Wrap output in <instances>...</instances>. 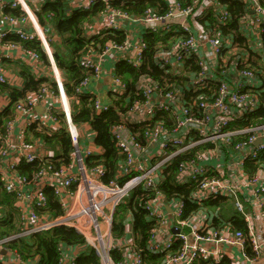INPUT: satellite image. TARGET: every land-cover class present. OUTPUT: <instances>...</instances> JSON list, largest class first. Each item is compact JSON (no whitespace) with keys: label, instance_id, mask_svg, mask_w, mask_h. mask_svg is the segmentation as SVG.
I'll return each mask as SVG.
<instances>
[{"label":"built area","instance_id":"2783aa9c","mask_svg":"<svg viewBox=\"0 0 264 264\" xmlns=\"http://www.w3.org/2000/svg\"><path fill=\"white\" fill-rule=\"evenodd\" d=\"M98 1L108 4L110 0H72L71 8L87 10ZM240 1L245 12L239 19L238 29L247 47H240L235 32H224L223 27L231 21L232 12L222 0H167L165 13L149 9L140 16L108 5L99 14L107 18L106 29L120 30L119 21L131 20L143 23L152 32L175 33V41L167 48L159 46L154 58L160 68L175 77H184V80L161 85L149 75L139 79L137 87L142 97L133 101L127 121L112 126L121 159L118 177L108 181L104 179L106 169L103 164L88 163V157L100 155L103 151L95 139L86 138V143H81L70 106L65 104L60 113L50 105L43 117L34 116L36 105L46 100L51 90L49 84L18 102L11 118L0 130V182L3 189L16 198L18 209V233L14 237L68 226L85 237L86 244L100 255L102 264H144L142 250L132 229L127 228L122 239L124 243H118L111 233L115 210L132 190L141 186L150 192L142 201L147 219L155 224L147 249L152 253L166 252L161 264H195L201 260L220 259L223 256L218 249L220 243L239 246L248 264H259L264 257V238L257 232L255 219L260 218L264 224V122L254 125L243 122L249 120L251 112L264 108V0ZM6 6L0 0V7L4 9ZM10 6H22L26 13L6 15L4 19L7 22L24 25L32 20L26 0L13 1ZM208 17L213 19V24L204 22L203 25L204 18ZM39 25L34 31L16 28L15 33L24 41L41 42L53 65V78L63 91V79L50 45L52 37ZM4 36L5 33L2 39ZM128 44L127 39L122 42L114 39L102 49L91 47L82 55L79 65L87 76L75 88V103H80L85 89L101 75L103 59L109 57L118 62L116 53ZM6 45L22 46L33 60L41 59L36 51L25 48L22 43L7 41ZM133 48V54L124 60L139 67L147 49L144 36ZM255 59L258 64H254ZM193 64L196 68H191ZM113 80L114 95L126 93L128 87L124 79L114 73ZM7 82L6 68L0 63V83ZM194 93L198 94L187 95ZM91 100L97 113L112 106L102 103L97 97ZM159 111L166 113V119L150 124L145 129L144 138L140 139L132 132L127 122L152 121ZM62 114L65 119L60 118ZM25 115L27 118L19 132L20 140L15 141L14 128ZM39 119H47L52 124L45 126L44 121H37ZM34 124L38 129L47 127L50 132H56L65 128L70 133L73 149L68 162L56 167L52 156L37 153L38 145L44 142L29 140ZM154 147L157 152L150 153ZM196 148L199 150L194 156L179 164L177 182L194 181L198 188L196 197L200 199L210 196L232 198L235 210L245 217L248 234L225 223L219 228L211 226L212 219L205 212L201 215L197 212L184 219L183 200L169 201L160 189L168 163L175 156L190 153ZM211 156L217 157L218 161L208 163ZM226 161L235 169L229 168ZM249 161L258 164L253 174L246 171ZM21 163H37V166L31 175H27L20 170ZM236 172L246 177L245 183L236 184L230 179V175L235 177ZM126 176L130 177L121 183L118 178ZM244 189L249 190L246 196ZM49 191L55 196L60 214L53 215ZM167 200L174 207V220L172 232L165 236L163 233L169 225V218L163 206ZM201 216L204 217L203 223L198 222ZM261 231L264 235V230ZM14 237H0V248L13 254L8 263L26 264L18 253L5 245ZM177 241L179 245L175 248ZM204 243H212L215 247L211 249ZM75 248H79L81 253L85 246L60 244L59 264H75L80 254L73 256ZM115 249L123 250L121 261L116 262L112 258L111 251Z\"/></svg>","mask_w":264,"mask_h":264},{"label":"trees","instance_id":"16d2710c","mask_svg":"<svg viewBox=\"0 0 264 264\" xmlns=\"http://www.w3.org/2000/svg\"><path fill=\"white\" fill-rule=\"evenodd\" d=\"M72 0H45L37 10V18L42 26H46L47 22L54 23L56 31L63 36V40L59 42L52 38L50 45L53 48L54 58L57 67L63 76V85L66 94L75 95V88L80 81L87 76V73L79 65L82 55L91 47L96 50L102 49L110 40L122 42L125 40V33L120 30L103 29L98 35L87 38L85 36V24L93 17L99 15L108 5L124 9L129 13L140 16L146 10L152 9L162 14L167 11V0H110L108 4L98 1L92 5L90 9H71ZM191 1V0H189ZM232 12L231 21L226 27H223L225 33L235 32L236 41L240 47H247L245 39L239 33V19L244 14V4L240 0H222ZM5 12L10 15H21L24 11L20 8L6 7ZM204 22L213 24V19L204 18ZM45 29V27H44ZM175 33L152 32L148 30L144 33L147 42V49L144 53L142 65L135 67L126 60H120L117 63L116 71L127 83V91L123 95H115L112 106L109 110L97 113L92 106V95L83 93L80 103L72 112V121L76 125L87 123L91 126L95 133V142L101 147L102 153L88 157V163H101L106 169L104 179L108 181L111 178L118 177V162L121 159L118 148L112 134V126L120 122L128 120V111L134 100L140 99L142 94L138 90V81L144 75L159 82L161 85H170L173 82L179 83L184 77H175L160 68L155 61V52L159 46L169 47L175 41ZM4 41L22 43V45L30 50L36 51L41 60L47 65L50 64L46 52L41 46L39 40L24 41L19 38L16 33H5ZM254 64H258L254 61ZM191 68H196L195 64ZM20 75L24 78L25 84L22 88L17 89L8 84L0 83V90H6L10 96L9 106L1 113L0 130L3 125L11 118L15 110V105L26 98L29 93L40 90L45 84L53 86L54 90H58L57 82L52 78L37 77L31 67L22 66ZM207 92V90H205ZM198 93L187 94L188 96H196ZM60 118L65 119L63 114ZM166 119V113L159 111L152 121L127 122L132 132L138 134L140 139L144 138L145 129L151 124ZM168 122V121H167ZM264 122V108L261 107L249 115V120L243 124L254 125ZM31 141L38 139L50 147L58 150L56 156H52V161L56 167L69 161V155L73 149L70 133L65 129L50 132L47 127L36 128L34 124L31 127ZM199 149L196 148L187 154H179L175 156L165 167L163 180L160 189L171 201L180 198L185 203L184 219H189L197 212H205L207 217H211V226L219 228L224 223L229 224L233 229H241L248 234V227L245 217L239 211L235 210L233 199L227 196H210L205 198L196 197L197 185L194 181L187 183H178L177 174L179 164L194 156ZM264 159L262 160V163ZM37 163L26 164L21 163L20 170L27 175H31L35 171ZM258 169V164L248 162L246 171L253 174ZM131 176V175H130ZM130 176L119 177L121 183L128 180ZM147 192V193H146ZM150 194L149 191L139 186L131 191L129 197L122 202L114 212L113 223L111 228L112 236L115 240H122L127 233V226L131 223L133 236L138 247L142 250L144 264H161L166 256V252L152 253L147 249L150 232L155 226L152 221L146 217L142 198ZM53 215L61 213V209L52 191L48 192ZM18 209L16 207V198L12 194H8L2 187L0 182V237H14L18 233ZM60 244L67 246H85V249L77 256L75 264H102L100 255L93 247L86 244L85 237L74 228L68 226H57L49 230H44L31 234L30 236L14 237L6 242V246L12 251L18 253L26 264H59L60 253L58 247ZM178 241L175 248L178 247ZM249 253L251 248H248ZM123 250H112V258L118 262L123 259ZM0 264L8 263L6 260L0 259ZM195 264H233V259L227 255H223L220 259H212L210 261L201 260Z\"/></svg>","mask_w":264,"mask_h":264},{"label":"crops","instance_id":"0c3cea01","mask_svg":"<svg viewBox=\"0 0 264 264\" xmlns=\"http://www.w3.org/2000/svg\"><path fill=\"white\" fill-rule=\"evenodd\" d=\"M17 0H3L4 4H7L6 7H11L10 3ZM45 0H26V4L28 6V14L31 16V19L27 24L24 25H13L9 22H7L4 17L7 14L5 12V8L2 9L0 7V63H2L6 68V75L8 82L7 84L11 87H15L17 89H20L24 86L25 80L20 75V69L22 66L31 67L32 70L35 72L36 76L39 77H46L47 79H55L53 78V70H52V63L50 62L49 65L44 63L41 59L39 60H33L30 56L26 54L22 46H16V47H9L6 45V41L2 39V34L4 33H15L16 28H25L28 31H34L35 26L39 25V20L37 18V10L40 8L42 2ZM73 4V2H72ZM20 8L24 11V14L26 11L23 9L22 6ZM72 10L75 9L74 6L71 8ZM22 15V14H21ZM14 16V15H13ZM39 22V23H38ZM120 31H123L125 33V39L128 40L129 44L122 49L121 51H118L116 55L118 56V61L124 60L125 57L133 54L134 48L133 46L138 42L139 38L141 36H144V33L147 32V28L143 23L135 22L131 20H121L119 21ZM45 32L48 36L51 35V37L55 41L61 42L63 40V36L59 35L56 31L54 23H46ZM107 25V18L105 15H97L93 17L91 20L87 21L84 27L85 30V36L87 38L93 37L95 35H98L103 29H106ZM97 58H99V55H96ZM258 63L257 59L254 60ZM56 62V61H55ZM117 61H114L112 58H104L102 61L103 71L101 75L98 78H95L92 80V82L88 85V87L85 89L84 93H88L92 95V97H97L102 101V103L111 104L113 103V99L116 98L113 91L115 87V83L113 80L114 73L117 74L116 66ZM61 73V71H60ZM61 77L63 79L62 73ZM51 87V86H50ZM64 97V98H62ZM157 100V98L155 99ZM10 104V96L9 93L6 90H0V117L1 113L9 106ZM70 106L71 111L74 112L76 109L77 103H75V100L73 96H69L66 94V91L64 89L63 85V91H60L59 87L58 90H54L53 86L51 87L50 92L47 95L46 100L41 101L38 103L34 110V116L35 117H43V115L46 114V109L48 106L52 105V107L57 110L58 112L62 113L64 105ZM142 115L140 114L139 117ZM26 115L23 117L22 120H20L17 125L14 128L13 131V139L15 141L20 140V129L24 125L26 121ZM37 121H44L46 124L45 126L52 124L51 121L39 119ZM79 128L80 136H81V143H86V138H90L92 135V140L95 139V133L91 126L87 123L77 125ZM88 130L92 132H88ZM88 145V144H87ZM56 150L53 147H50L49 145L39 144L36 151L40 156H56ZM150 153L157 152V149L151 148ZM220 160L223 161V157H220ZM218 161V158L215 156H211L207 159V162L212 164L216 163ZM228 162V161H226ZM229 168L232 170L235 169V166L231 163H229ZM230 179H232L233 182L236 184H240V182L245 183L246 177L244 175H241L240 172H236V176L233 177L230 175ZM249 194V190L244 189V195L246 196ZM164 211L167 213V217L169 218V225L164 230V235H169L170 232H172L173 229V206L170 205V202L167 200L164 203ZM203 214V212H200V215ZM204 217L201 216L199 219V223H203ZM256 227L259 229L257 232L258 234L264 238V235L262 234L261 230H264V224L261 221L260 218L256 217L255 219ZM127 228L131 229V224H128ZM118 243H124L122 240H116ZM205 246L214 249V244L212 243H204ZM218 249L223 253V255H227L229 258L233 259V264H248L245 258L242 256V251L239 248V246L230 245L228 243H220L218 245ZM73 256L75 257L80 253L79 248L73 249ZM13 254L11 252L6 251L3 248H0V259L8 261L11 260ZM9 260V261H10ZM259 264H264V257L260 260Z\"/></svg>","mask_w":264,"mask_h":264},{"label":"rangeland","instance_id":"374dc122","mask_svg":"<svg viewBox=\"0 0 264 264\" xmlns=\"http://www.w3.org/2000/svg\"><path fill=\"white\" fill-rule=\"evenodd\" d=\"M88 132L90 133L92 131L88 130ZM90 138H93V136L91 135ZM56 154H58V150H56Z\"/></svg>","mask_w":264,"mask_h":264},{"label":"water","instance_id":"95a60500","mask_svg":"<svg viewBox=\"0 0 264 264\" xmlns=\"http://www.w3.org/2000/svg\"><path fill=\"white\" fill-rule=\"evenodd\" d=\"M179 231H177V233H178Z\"/></svg>","mask_w":264,"mask_h":264}]
</instances>
